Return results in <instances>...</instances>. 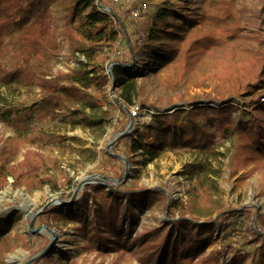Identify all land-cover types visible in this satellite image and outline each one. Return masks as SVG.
<instances>
[{
    "label": "rangeland",
    "instance_id": "374dc122",
    "mask_svg": "<svg viewBox=\"0 0 264 264\" xmlns=\"http://www.w3.org/2000/svg\"><path fill=\"white\" fill-rule=\"evenodd\" d=\"M167 1L173 4L177 12L183 11L190 17H194L195 13L205 6V0H104L103 4L110 9L111 15L109 14L108 18L113 21V25L115 26L116 21L112 15L116 13L125 27V30L119 32L118 41L113 46L106 42L96 45L93 56L88 59L79 53L72 56L68 42L62 41L61 51L53 63L52 72L68 73L80 62L87 64L86 70H92L93 74L90 75L97 77H93L96 79L95 84L81 87L86 96V103L91 104H84L82 112L90 122L99 120L101 124L88 126L80 115L73 122L68 113H62L63 117L39 126L44 133L60 136L59 142H44L41 150L50 160L44 158L40 164V169H44L40 173L56 177L58 190H51L48 185L40 188L13 186V179H7V184L0 189V220L6 221L8 227L1 228L0 231L10 241L5 243L0 240V264H139V254L119 258L118 254L111 253L109 249L99 250L94 241H83L79 234L81 225L62 220L70 208H73L72 202L87 194V207L95 208L98 204H107L106 192L110 189L157 190L165 197L152 199V203L145 205L139 212L136 230L132 232L131 238H137L136 234L157 227L163 229L164 233L169 231L173 228L171 222L176 221L180 213H184L188 218L183 226L191 235L196 236L195 221L191 218H196L198 212H203L204 205L198 192H194V187L197 177L203 175L210 176L216 183L218 192L214 198L220 214L215 213L211 217V229L200 235L211 239L204 246L202 256L212 252L218 253V264H227L236 250L241 251L240 254L246 251L249 255L243 264L256 263L264 243V161H251L244 168L237 167L239 159L238 156H232V152L238 142V134L233 138L217 140L214 148L208 151L195 148L170 150L159 141L155 145L156 154L151 159L143 158L145 152L137 150L136 145L130 146L132 141L137 142L139 139L145 143L152 142L146 129L154 123L155 118L178 113L174 119H169L175 123L173 130L179 133V125L204 126L206 119L213 117V111L226 106L236 109L232 115L235 120L251 122L258 117V105H264V71L260 72L258 79L253 81L251 86H246L237 93L230 91L224 99L205 97L211 90L210 85L207 89L194 87V82L201 79L197 73L187 76L178 85L167 82L166 72L160 76L146 74L152 53H162L165 46L163 43L144 45L141 35L139 37L138 34L151 24L156 8ZM225 1L228 9L236 14V24L240 35L243 36L235 48V57L240 59L247 52L258 48L251 40L246 41L245 35L264 38V0ZM139 5H147L148 11L141 19L133 20L129 9ZM49 7L56 25L62 26L63 17L67 13L63 6L51 3ZM134 29L138 30L137 34ZM126 35L131 37L134 55H130ZM116 61L124 63V73L135 77L141 88L140 98L132 106H127L119 98L120 88L111 78L112 65ZM100 75H105L108 79L106 84H99L102 81ZM61 80L58 83L61 89L72 87L65 78ZM75 86L78 87L76 84ZM0 96L5 99L0 105H24L26 108L34 106L42 99L39 87L13 89L2 86ZM116 100L129 112L132 107H137L140 114L146 116L141 122L139 117H135L137 125L117 139L116 137L127 129L131 117ZM204 101H214L220 105L201 104ZM224 101L226 103L221 104ZM260 115L264 119V113ZM0 134L5 138L14 136V132L2 121ZM124 154H127L128 158H125ZM21 158L19 156V160ZM191 164H199L201 168L188 172V165ZM125 179L126 183L121 184ZM97 181L104 183L103 191L94 190L93 186ZM51 201L56 203L46 209L53 206L56 210L37 220V223L47 224L51 232L41 229L43 226L39 227L38 224L31 228L29 214L20 210L36 214ZM230 211H237V214L228 221L220 218ZM201 221L207 220L204 218ZM181 227L182 224L177 225L172 233L178 234ZM242 237L250 240V244L243 248L244 251L239 246L243 242ZM88 244L89 247L86 246ZM228 244L231 247L224 250L223 246ZM46 249L47 253L37 257L40 260L36 263V256Z\"/></svg>",
    "mask_w": 264,
    "mask_h": 264
},
{
    "label": "trees",
    "instance_id": "16d2710c",
    "mask_svg": "<svg viewBox=\"0 0 264 264\" xmlns=\"http://www.w3.org/2000/svg\"><path fill=\"white\" fill-rule=\"evenodd\" d=\"M103 1H100L101 6L106 7ZM96 2L97 0H0V87H39L42 93L41 101L30 108L24 105H0V121L14 132V136L10 138L0 134V189L10 177L13 179V186L40 188L48 185L51 190L57 191L56 177L40 173L44 170L40 169V164L44 158L50 160L41 150L44 142H59L60 136L44 133L39 126L63 117L62 113H68L73 122L80 115L88 126L101 124L99 120L90 122L82 112L84 104H91L86 103L81 87L95 84L96 79L93 77H97L90 75L93 74L92 70H86L87 64L80 62L68 73L52 72L63 40L68 42L72 56L79 53L89 59L93 56L96 45L106 42L113 46L118 41L119 32L125 30L122 19L116 13L112 15L116 21L115 28L113 21L96 6ZM51 3L63 6L68 13L63 17L62 26L55 23L49 7ZM204 4L202 10L194 11L195 16L190 17L183 11L177 12L169 1L164 2L156 8L151 24L138 36L141 35L144 45L163 43L165 46L162 53H152L146 74L160 76L166 72L167 82L178 85L187 76L197 73L201 79L194 82V87L207 89L210 85L211 90L205 97L224 99L230 91L237 93L244 90V87L251 86L260 72L264 71V38L245 35L246 41L251 40L258 48L247 52L243 58L236 59L235 48L243 37L236 24V14L228 9L225 0H205ZM134 33L137 34L138 30L134 29ZM130 38L126 35V45L130 55H134ZM123 65L120 61L114 63L111 78L120 88L119 98L127 106H132L139 100L141 88L135 77L124 73ZM62 78L72 87L61 89L58 83ZM99 78L102 79L99 83L101 85L108 81L105 75H100ZM2 101L5 99L0 96V102ZM213 112V117H208L204 126L179 125V133L173 130L175 123L169 119H174L178 113L155 118L154 123L146 129L152 142L145 143L139 139L137 142L132 141L130 146L136 145L137 150L145 152L143 158L151 159L156 154L155 145L159 141L170 150L195 148L208 151L214 148L217 140L233 138L238 134V142L232 152V156H238L237 167L244 168L251 161H264V119L260 115L264 113L263 104L258 105V117L251 122L235 120L232 115L236 109L232 106ZM19 156L22 157L21 160ZM124 156L128 158L127 154ZM188 167V172L201 168L199 164ZM196 180L194 192H198L204 205V211L198 212L196 218H191L195 221L196 236L191 235L183 226L188 218L180 213L178 219L171 222L173 228L169 231L164 233L163 229L157 227L136 234L137 238H131L132 232L136 230L139 212L145 205L149 206L152 199L165 197L157 190L110 189L106 192L107 204H98L95 208L87 207L85 194L72 202L73 208H70L62 220L79 223V234L83 241H94L99 250L109 249L111 253L118 254L119 258L139 254V264H218V253L202 256L204 246L211 239L200 236L211 229V217L215 213L220 214L214 198L218 189L215 181L208 175L197 177ZM123 183H126V179L121 182ZM103 184L97 181L93 186L94 190L103 191ZM55 210L56 207L52 206L36 215L34 225L48 228L47 224L37 223V220ZM236 214L237 211H230L220 218L228 221ZM204 218L207 221H201ZM179 224H182L180 232L173 234L172 231ZM6 227L8 223L0 220V229ZM254 235L258 237L257 234ZM242 239L239 246L243 250L250 244V240ZM0 240L5 243L10 241L1 231ZM86 246L89 247V244ZM262 246L263 250L255 264H264V243ZM229 247L230 244L223 246L224 250ZM240 252L236 250L227 264H243L249 252ZM38 259L40 260L35 259L36 263Z\"/></svg>",
    "mask_w": 264,
    "mask_h": 264
},
{
    "label": "water",
    "instance_id": "95a60500",
    "mask_svg": "<svg viewBox=\"0 0 264 264\" xmlns=\"http://www.w3.org/2000/svg\"><path fill=\"white\" fill-rule=\"evenodd\" d=\"M100 1H101V0H97V2H96V6H97L100 10H102L105 14L109 15V14L111 13V12H110V9H109V8H106V7H102ZM110 15H111V14H110ZM113 65H114V64H113ZM113 65H112V66H113ZM111 77H112V73H111ZM113 88H114V87H113ZM116 102H117L118 104H120L121 107H123V105H122L118 100H116ZM123 108H124V107H123ZM124 109H125V108H124ZM125 111H126L128 114L130 113V112H129L128 110H126V109H125ZM130 117H131V120H130V123H129L127 129L125 130V132H123V133H121L120 135H118V136L116 137V139L119 138V137H121V136L126 135V134L129 132V130L131 129V124H132V121H133V118H132L131 114H130ZM57 202H59V201H57ZM54 203H56V202H55V201H51L50 204H49V205H46L41 211H43V210L46 209L48 206H50L51 204H54ZM20 211H22L23 213H25V214H27V215L29 214V216H30V227L33 228V227H34V219H35V215L38 214V213H40L41 211L37 212L36 214H31L30 212L27 213V212H28L27 210H20ZM41 229H45V230L50 231L47 227H44V226L41 227ZM35 232H38V231L35 230ZM50 232H51V231H50ZM38 233H39V232H38ZM47 251H48V249L41 251V252L36 256V258H37V257H40V256H42V255H45V253H47Z\"/></svg>",
    "mask_w": 264,
    "mask_h": 264
},
{
    "label": "bare ground",
    "instance_id": "6f19581e",
    "mask_svg": "<svg viewBox=\"0 0 264 264\" xmlns=\"http://www.w3.org/2000/svg\"><path fill=\"white\" fill-rule=\"evenodd\" d=\"M226 101L224 102H221V104H225ZM201 104H208V105H211V106H218L220 105L218 102H214V101H204V102H201ZM130 114L131 116L133 117V121H132V124H131V129L137 125V121H135V117H139V122L143 121L146 119V116L144 114H140L139 112V109L137 107H132L131 110H130ZM143 115V116H142ZM31 211V209H30ZM29 213V211L27 212Z\"/></svg>",
    "mask_w": 264,
    "mask_h": 264
},
{
    "label": "built area",
    "instance_id": "2783aa9c",
    "mask_svg": "<svg viewBox=\"0 0 264 264\" xmlns=\"http://www.w3.org/2000/svg\"><path fill=\"white\" fill-rule=\"evenodd\" d=\"M147 11V5H139L137 7H131L129 9V15L133 20H139L146 14Z\"/></svg>",
    "mask_w": 264,
    "mask_h": 264
}]
</instances>
